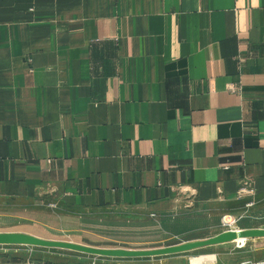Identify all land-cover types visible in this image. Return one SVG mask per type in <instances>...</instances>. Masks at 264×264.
I'll return each mask as SVG.
<instances>
[{
  "label": "crops",
  "instance_id": "0c3cea01",
  "mask_svg": "<svg viewBox=\"0 0 264 264\" xmlns=\"http://www.w3.org/2000/svg\"><path fill=\"white\" fill-rule=\"evenodd\" d=\"M42 195L176 236L256 214L264 0H0V202Z\"/></svg>",
  "mask_w": 264,
  "mask_h": 264
},
{
  "label": "rangeland",
  "instance_id": "374dc122",
  "mask_svg": "<svg viewBox=\"0 0 264 264\" xmlns=\"http://www.w3.org/2000/svg\"><path fill=\"white\" fill-rule=\"evenodd\" d=\"M51 202L43 195L25 206L0 202V233H23L100 249L153 250L228 231L264 230V205L256 214L219 216L206 225L190 227L188 235L176 236L173 228L154 219L123 220L116 214L78 211ZM242 240L152 258H106L65 249L0 246V264H264V237Z\"/></svg>",
  "mask_w": 264,
  "mask_h": 264
},
{
  "label": "water",
  "instance_id": "95a60500",
  "mask_svg": "<svg viewBox=\"0 0 264 264\" xmlns=\"http://www.w3.org/2000/svg\"><path fill=\"white\" fill-rule=\"evenodd\" d=\"M264 237V230L228 231L215 237L180 245L153 250L100 249L76 243L49 241L23 233H0V246H34L42 248L65 249L83 254L106 258H152L188 253L205 247L233 243L237 239Z\"/></svg>",
  "mask_w": 264,
  "mask_h": 264
},
{
  "label": "bare ground",
  "instance_id": "6f19581e",
  "mask_svg": "<svg viewBox=\"0 0 264 264\" xmlns=\"http://www.w3.org/2000/svg\"><path fill=\"white\" fill-rule=\"evenodd\" d=\"M213 258H214V257H212L211 259H213ZM201 260H202V259H201ZM201 260H200V261H201ZM204 260H205V259H204Z\"/></svg>",
  "mask_w": 264,
  "mask_h": 264
}]
</instances>
